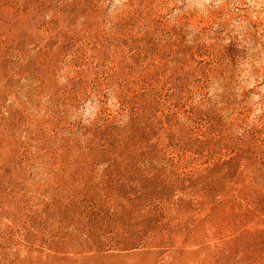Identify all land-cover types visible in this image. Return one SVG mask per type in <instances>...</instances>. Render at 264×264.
<instances>
[{
    "label": "rangeland",
    "instance_id": "1",
    "mask_svg": "<svg viewBox=\"0 0 264 264\" xmlns=\"http://www.w3.org/2000/svg\"><path fill=\"white\" fill-rule=\"evenodd\" d=\"M0 264H264V0H0Z\"/></svg>",
    "mask_w": 264,
    "mask_h": 264
}]
</instances>
